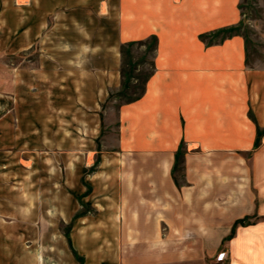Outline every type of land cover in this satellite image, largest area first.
Segmentation results:
<instances>
[{
  "label": "crops",
  "instance_id": "1",
  "mask_svg": "<svg viewBox=\"0 0 264 264\" xmlns=\"http://www.w3.org/2000/svg\"><path fill=\"white\" fill-rule=\"evenodd\" d=\"M2 12L0 264H264V65L241 0ZM148 41L146 94L99 142L124 56Z\"/></svg>",
  "mask_w": 264,
  "mask_h": 264
},
{
  "label": "rangeland",
  "instance_id": "2",
  "mask_svg": "<svg viewBox=\"0 0 264 264\" xmlns=\"http://www.w3.org/2000/svg\"><path fill=\"white\" fill-rule=\"evenodd\" d=\"M26 0H18L23 4ZM13 0H0V17L4 8L10 7ZM243 23L239 32L246 39L248 62L253 65H264V0H241ZM0 29V39H1ZM156 42L149 41L146 45H135L128 49L124 56L123 75L124 86L111 96L104 106L103 131L98 141L112 145L116 142V135L111 126L117 125V111L123 104L132 103L146 94L147 82L153 74V57ZM23 63V55L20 57ZM10 58L7 54H0V76L6 79L9 73ZM84 141V140H83Z\"/></svg>",
  "mask_w": 264,
  "mask_h": 264
},
{
  "label": "built area",
  "instance_id": "3",
  "mask_svg": "<svg viewBox=\"0 0 264 264\" xmlns=\"http://www.w3.org/2000/svg\"><path fill=\"white\" fill-rule=\"evenodd\" d=\"M226 256L224 253L217 255L210 263L208 264H226Z\"/></svg>",
  "mask_w": 264,
  "mask_h": 264
}]
</instances>
